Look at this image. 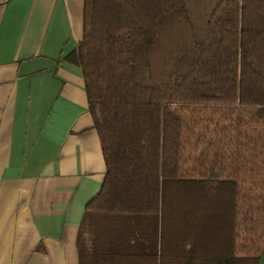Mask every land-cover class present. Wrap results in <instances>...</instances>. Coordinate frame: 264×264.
<instances>
[{
	"label": "trees",
	"instance_id": "1",
	"mask_svg": "<svg viewBox=\"0 0 264 264\" xmlns=\"http://www.w3.org/2000/svg\"><path fill=\"white\" fill-rule=\"evenodd\" d=\"M65 60L105 165L78 264H258L264 0H83Z\"/></svg>",
	"mask_w": 264,
	"mask_h": 264
},
{
	"label": "crops",
	"instance_id": "2",
	"mask_svg": "<svg viewBox=\"0 0 264 264\" xmlns=\"http://www.w3.org/2000/svg\"><path fill=\"white\" fill-rule=\"evenodd\" d=\"M82 8L0 0V264H78V227L105 175L81 71L65 60Z\"/></svg>",
	"mask_w": 264,
	"mask_h": 264
}]
</instances>
